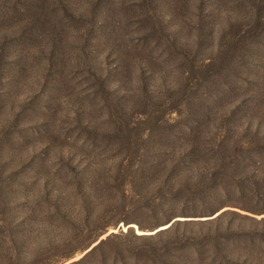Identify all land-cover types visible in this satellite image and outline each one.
<instances>
[{
  "label": "rangeland",
  "instance_id": "rangeland-1",
  "mask_svg": "<svg viewBox=\"0 0 264 264\" xmlns=\"http://www.w3.org/2000/svg\"><path fill=\"white\" fill-rule=\"evenodd\" d=\"M0 264H264V0H0Z\"/></svg>",
  "mask_w": 264,
  "mask_h": 264
},
{
  "label": "water",
  "instance_id": "water-1",
  "mask_svg": "<svg viewBox=\"0 0 264 264\" xmlns=\"http://www.w3.org/2000/svg\"><path fill=\"white\" fill-rule=\"evenodd\" d=\"M97 243H98V242H96L94 245H96ZM92 247H93V246H92ZM92 247H91V248H89V250H88V251H90V250L92 249ZM88 251H87V252H88Z\"/></svg>",
  "mask_w": 264,
  "mask_h": 264
},
{
  "label": "bare ground",
  "instance_id": "bare-ground-1",
  "mask_svg": "<svg viewBox=\"0 0 264 264\" xmlns=\"http://www.w3.org/2000/svg\"><path fill=\"white\" fill-rule=\"evenodd\" d=\"M166 228V227H165ZM163 229V228H162Z\"/></svg>",
  "mask_w": 264,
  "mask_h": 264
}]
</instances>
